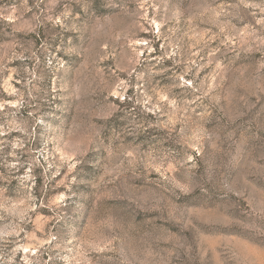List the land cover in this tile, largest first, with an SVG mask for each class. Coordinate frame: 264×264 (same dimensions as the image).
<instances>
[{"label": "rangeland", "instance_id": "rangeland-1", "mask_svg": "<svg viewBox=\"0 0 264 264\" xmlns=\"http://www.w3.org/2000/svg\"><path fill=\"white\" fill-rule=\"evenodd\" d=\"M0 264H264V0H0Z\"/></svg>", "mask_w": 264, "mask_h": 264}, {"label": "trees", "instance_id": "trees-1", "mask_svg": "<svg viewBox=\"0 0 264 264\" xmlns=\"http://www.w3.org/2000/svg\"><path fill=\"white\" fill-rule=\"evenodd\" d=\"M94 9H95V11H96V9L98 10L99 8H98L97 6H95V8H94Z\"/></svg>", "mask_w": 264, "mask_h": 264}]
</instances>
